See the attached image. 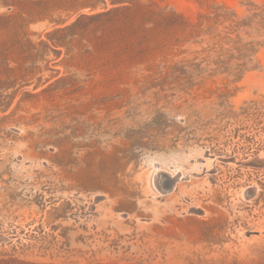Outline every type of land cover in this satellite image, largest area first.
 Listing matches in <instances>:
<instances>
[{"label": "rangeland", "instance_id": "rangeland-1", "mask_svg": "<svg viewBox=\"0 0 264 264\" xmlns=\"http://www.w3.org/2000/svg\"><path fill=\"white\" fill-rule=\"evenodd\" d=\"M262 156L264 0H0V264H264Z\"/></svg>", "mask_w": 264, "mask_h": 264}, {"label": "built area", "instance_id": "built-area-1", "mask_svg": "<svg viewBox=\"0 0 264 264\" xmlns=\"http://www.w3.org/2000/svg\"><path fill=\"white\" fill-rule=\"evenodd\" d=\"M164 174V178H162V180L163 181H168V177H167V172L166 173H163ZM165 183V182H164ZM173 183H174V179L172 180V182H169V183H165V187L163 186L161 189L163 190V191H172L174 188H172V185H173ZM178 183V182H177ZM177 185V184H176ZM172 188V189H171Z\"/></svg>", "mask_w": 264, "mask_h": 264}, {"label": "bare ground", "instance_id": "bare-ground-1", "mask_svg": "<svg viewBox=\"0 0 264 264\" xmlns=\"http://www.w3.org/2000/svg\"><path fill=\"white\" fill-rule=\"evenodd\" d=\"M86 11V10H85ZM254 158V157H253ZM255 159H258L257 157H255ZM250 161V160H249ZM253 162H255L256 164L257 163H261V164H264V157L262 156V157H259V160L258 161H253ZM241 163V162H240ZM246 163V162H245ZM254 164V163H253ZM255 164V165H256ZM169 174V173H168ZM169 176H170V174H169ZM168 177V176H167ZM171 177V176H170ZM170 180V179H169ZM175 184V183H174ZM173 187V186H172Z\"/></svg>", "mask_w": 264, "mask_h": 264}]
</instances>
